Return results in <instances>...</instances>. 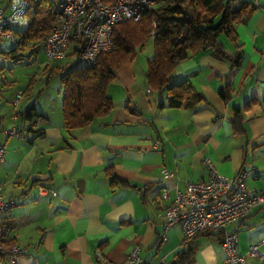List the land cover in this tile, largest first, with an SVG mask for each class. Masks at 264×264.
<instances>
[{
	"label": "crops",
	"instance_id": "crops-1",
	"mask_svg": "<svg viewBox=\"0 0 264 264\" xmlns=\"http://www.w3.org/2000/svg\"><path fill=\"white\" fill-rule=\"evenodd\" d=\"M253 1L257 11L236 24L244 55L231 76L229 101L219 90L230 64L209 53L188 57L174 69L176 79H188L207 97L208 104L194 108L163 104L166 95L148 91L146 74H135L134 59L123 63L118 79L108 85L114 107L80 127L65 126L62 100L61 111H52L45 88L36 94L35 78L16 91V96L23 93L19 101L0 92V144L6 145L0 184L6 198L17 200L3 222L10 228L8 238L25 249L15 260L0 257V264H101L100 256L119 263L136 245L144 259L169 264L187 243L180 227L166 228L164 206L189 182L208 177V159L226 176L241 167L253 169L248 185L264 188V144L252 147L264 141V104L244 108L253 97L264 99V0ZM221 38L226 53L234 54L235 44ZM36 95L40 99L34 102ZM129 100L141 113L127 109ZM32 103L39 115L22 119L19 113ZM234 107L242 109L246 137L234 131ZM15 125L22 131L8 134ZM109 170L120 181H112ZM39 185L57 195L41 196ZM227 228L238 232L246 264H264V244L259 253H250V246L264 238V205ZM212 232L194 239L198 248L192 264H226L219 231Z\"/></svg>",
	"mask_w": 264,
	"mask_h": 264
},
{
	"label": "trees",
	"instance_id": "trees-1",
	"mask_svg": "<svg viewBox=\"0 0 264 264\" xmlns=\"http://www.w3.org/2000/svg\"><path fill=\"white\" fill-rule=\"evenodd\" d=\"M155 1L156 6L145 10L140 20H127L116 25L114 28L116 48L100 55L94 66H76L72 63L46 65L45 71L50 76L57 74L65 83L66 92L63 99L65 126L69 128L84 126L94 118L110 112L114 107V100L108 95V85L115 78L118 68L127 60L134 59L137 49L143 48L151 37L155 49L153 56L147 61L146 81L159 96L166 95L167 102L163 104L173 108H194L202 102L209 103L202 91L197 90L188 79H176L174 72L179 62L203 53L228 60L229 71L225 75L226 82L220 88L219 94L225 101L231 99L233 94L231 76L241 65L244 55L236 24L249 21L258 9L256 2L253 0ZM53 8L54 0H32L27 25L16 28L17 41L14 46L6 51L1 50L0 53L5 58L15 61L26 55L30 58L36 56L51 31ZM222 35L235 44L234 54L226 53V43L222 40ZM34 78L32 76L31 80ZM32 83L33 81L30 82ZM260 102L264 104V99L253 97L244 108ZM126 107L132 113H141L132 100L128 101ZM19 115L24 120H33L39 115L36 104L32 103ZM230 120L235 133L246 137L245 117L241 108H233ZM17 127L22 131L19 126ZM263 144L264 141L254 142L252 147ZM108 173L112 175V181H120L111 170ZM4 228L6 237L3 242L6 245L14 244L15 241L9 239L7 235L10 228L6 224ZM213 233L208 230L200 235ZM216 234L222 240V232ZM194 239L187 243L186 248L176 253L180 264H192L198 248ZM4 256L0 254L1 258Z\"/></svg>",
	"mask_w": 264,
	"mask_h": 264
},
{
	"label": "built area",
	"instance_id": "built-area-1",
	"mask_svg": "<svg viewBox=\"0 0 264 264\" xmlns=\"http://www.w3.org/2000/svg\"><path fill=\"white\" fill-rule=\"evenodd\" d=\"M31 2L20 0L14 11L11 9L12 0L0 5V42L17 41L16 28L27 25L29 19L22 24L16 17H29ZM155 6V0H54L52 27L44 40V53L50 61L94 66L100 55L116 48L114 28L117 24L127 20L138 21L145 10ZM22 94L19 92L15 101H19ZM6 132L16 134L21 131L15 125ZM5 153L6 145L0 144V159L4 158ZM207 166L206 179L189 182L184 189L177 191L171 203L164 206L165 226L167 229L180 227L184 244L205 231H221L226 264H246V256L239 249L238 232L230 231L227 227L264 205V188L248 185L247 178L253 169L241 167L235 175L226 176L219 173L210 159ZM38 190L41 196L57 195L55 189L43 185H39ZM162 194L166 197L169 190L164 187ZM16 204V199L4 196L3 185L0 184V254L11 260L25 253L23 247L3 242L6 237L4 215ZM263 244L264 238L252 244L250 253H259ZM140 251V245H136L119 263L100 256L101 264H156L144 259ZM163 262L164 259L161 260Z\"/></svg>",
	"mask_w": 264,
	"mask_h": 264
},
{
	"label": "rangeland",
	"instance_id": "rangeland-1",
	"mask_svg": "<svg viewBox=\"0 0 264 264\" xmlns=\"http://www.w3.org/2000/svg\"><path fill=\"white\" fill-rule=\"evenodd\" d=\"M13 46L14 44L11 42L6 44L5 42H0V51L2 49H11ZM154 49V42L152 37L149 41L146 42L143 48L139 47L137 49L132 63L135 68V74H137L139 78L145 75L147 61L153 56ZM47 64H50V61L47 59L42 49L37 55V58H30L28 55H26L18 61H15L11 58H5L0 53V92L7 96L13 95V100H15L17 93L16 91L20 88H25L32 76H35V85L37 87L36 94L39 93L40 88L43 86L45 88V94L50 96V99L47 101V103L51 104V110L61 111L60 99L63 103L66 92L65 83L61 80L59 75L53 74L50 76L48 72L45 71V67ZM52 66H54V64ZM118 72L114 79H118ZM115 86H117V82H114L111 89H113V87ZM112 92L115 91L113 90ZM27 95L28 94L24 95L22 101H24L25 99L27 100ZM39 99L40 96L36 95L34 97V102ZM6 110H9V108H6Z\"/></svg>",
	"mask_w": 264,
	"mask_h": 264
},
{
	"label": "clouds",
	"instance_id": "clouds-1",
	"mask_svg": "<svg viewBox=\"0 0 264 264\" xmlns=\"http://www.w3.org/2000/svg\"><path fill=\"white\" fill-rule=\"evenodd\" d=\"M19 3H20V0H12V5H11L12 11H14L15 6L18 5ZM16 19L19 20L20 23L25 24V23H27L29 17L28 16H24L23 18L16 17Z\"/></svg>",
	"mask_w": 264,
	"mask_h": 264
},
{
	"label": "water",
	"instance_id": "water-1",
	"mask_svg": "<svg viewBox=\"0 0 264 264\" xmlns=\"http://www.w3.org/2000/svg\"><path fill=\"white\" fill-rule=\"evenodd\" d=\"M169 264H179V261L177 259H174Z\"/></svg>",
	"mask_w": 264,
	"mask_h": 264
}]
</instances>
